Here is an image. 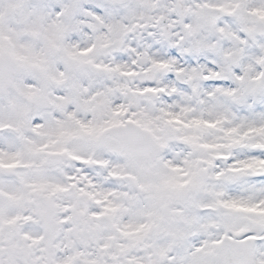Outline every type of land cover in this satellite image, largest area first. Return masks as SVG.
<instances>
[{
  "label": "snow or ice",
  "instance_id": "snow-or-ice-1",
  "mask_svg": "<svg viewBox=\"0 0 264 264\" xmlns=\"http://www.w3.org/2000/svg\"><path fill=\"white\" fill-rule=\"evenodd\" d=\"M0 264H264V0H0Z\"/></svg>",
  "mask_w": 264,
  "mask_h": 264
}]
</instances>
